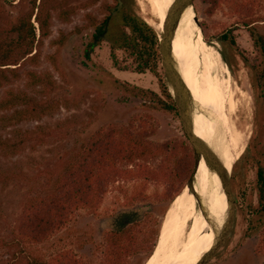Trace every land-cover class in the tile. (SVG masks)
<instances>
[{
    "label": "rangeland",
    "instance_id": "374dc122",
    "mask_svg": "<svg viewBox=\"0 0 264 264\" xmlns=\"http://www.w3.org/2000/svg\"><path fill=\"white\" fill-rule=\"evenodd\" d=\"M80 1L70 0V3ZM103 1L111 2L100 0L88 9L78 10L66 21L54 16L51 34L44 40L39 62L25 66V69L49 70L52 73L57 85L54 94L61 101L59 109L39 120L23 121L16 126L4 127L0 124L1 137L10 136L15 128L31 129L37 125L49 126L54 131V137L36 148H26L14 156H4L0 153L2 171L20 170L25 174V179L0 181V239L3 241H13L14 234H17L18 219L29 199L47 193V172L55 169L60 160L76 153L81 145L98 131H106L111 127L112 137L118 138L121 129L132 124L137 129H155L154 133L148 134L151 141L183 138L179 116L152 109L148 102L134 96L131 90L125 89L116 81L118 79L160 92L158 81L150 72L119 71L112 66L109 43L121 32L118 15L110 21L107 38L94 48L88 59L84 55V45L91 31L69 37L60 50L58 70L46 59L47 54L55 51L52 41L61 32L67 33L75 26L83 24L85 12H91L98 18L104 15L101 11ZM122 1L145 20L153 18L149 0ZM161 2L163 4L165 0ZM241 2L246 5L244 10L237 7ZM207 6L204 0H193V18L197 19L196 24L201 29L205 41L219 52L232 79L240 84L230 116V135L225 136L226 142L222 143L225 147L236 144L241 129H248L249 135L245 152L243 151L242 156L234 162L230 171L234 223L229 235L207 264H264V252L259 249L261 234L257 227L252 229L247 222V204H255L257 201L256 171L258 167L264 169V107L255 99L250 67L243 58H253L257 55L249 30L264 33V0H226L211 14L206 12ZM18 12V5H3V15L6 19L15 20ZM244 19L253 21L250 24L252 26H243ZM155 30L159 33L161 41L163 32ZM224 35L227 38H222ZM230 38L234 39L237 48L229 43ZM167 47L172 49L173 62L175 61L181 73L193 82L197 74L194 71L192 49L172 37L169 38ZM117 54L121 57L122 50H118ZM22 70L19 71L18 77L11 78L0 88V98L9 88L37 96V87L26 86V76ZM160 163V155L118 163L123 173L107 185L94 211L77 210L64 226L52 232L47 239L40 243H29L26 246L24 244V249L46 260H52L61 252H67L81 264H102L103 235L114 227V219L121 218L124 213L133 214V219L150 213L151 221H162L166 202L158 199V195L165 186L162 181L149 176L150 171L158 169ZM193 169L194 165L180 185L179 193L189 189L185 184ZM141 187L144 188L143 194L146 198L129 202L127 197ZM226 211L227 200L221 192L212 217L218 225L222 224ZM253 218V224L256 225L257 218ZM208 234L209 237L202 247L204 252L210 249L215 238L210 225ZM13 251L12 246L0 247V264H10ZM148 258L150 259L151 255ZM148 258L146 259L143 253L131 257L126 264H147Z\"/></svg>",
    "mask_w": 264,
    "mask_h": 264
},
{
    "label": "trees",
    "instance_id": "16d2710c",
    "mask_svg": "<svg viewBox=\"0 0 264 264\" xmlns=\"http://www.w3.org/2000/svg\"><path fill=\"white\" fill-rule=\"evenodd\" d=\"M99 1L81 0L71 4L70 0H0V88L11 78L18 77L21 69L26 76V86L37 87V96L11 88L5 90L0 98L2 126H16L23 121L39 120L59 109L61 101L54 94L57 85L52 73L49 70L25 69V66L39 62L44 40L51 34L54 16L66 21L78 10L88 9ZM204 1L208 5L206 12L211 14L226 0ZM14 2L16 4H13ZM4 4L18 5L19 12L15 20L4 17ZM245 6L243 2L237 5L241 10H244ZM101 11L104 13L101 18L91 12H85L83 24L75 26L67 33L61 32L52 41L55 44L54 53L47 54L46 59L58 70L60 50L69 37L91 31L84 45V55L88 59L94 48L107 38L110 21L118 15L121 32L109 43L112 66L119 71L150 72L156 77L160 92L118 79L116 81L125 89L131 90L134 96L148 102L152 109L178 117L174 99L163 80L158 51L159 33L155 30L157 28L154 29L122 0L103 1ZM242 23L243 26L250 27L253 21L244 19ZM249 34L257 55L253 58H243L250 67L255 99L264 107V33L250 29ZM222 38L227 37L224 35ZM229 43L237 48L234 39L230 38ZM118 50L123 52L121 57L117 54ZM112 130L108 127L106 131H98L82 144L76 153L60 160L55 169L47 172V193L29 199L18 219L17 234H14L13 241L9 243L0 239V247H14L10 264H81L67 252H61L52 260L43 259L26 252L24 244L26 246L29 243L44 241L52 232L64 226L70 216L79 209L94 211L107 185L123 173L117 165L120 162L129 163L137 158H155L160 155L161 163L158 169L150 171L149 176L162 181L165 186L158 195V199L166 202L162 211L164 215L169 203L181 190L180 185L186 175L192 171L195 161L192 146L183 129L182 139L173 137L163 141L148 139V134L154 133L155 129H137L132 124L123 127L118 138L112 137ZM51 137H54V131L49 126L15 128L10 136H0V153L4 156H14L26 148L33 149L46 143ZM21 178L25 179V174L20 170L2 171L0 168V181L8 182ZM143 193L144 188L141 187L127 199L129 202L144 200L146 195ZM256 195V203L247 204V222L250 228H258L261 234L259 249L264 252L262 167H258L256 171ZM151 216L149 213L134 218L122 227L114 226L107 230L103 235L102 264H126L131 257L143 253L147 259L157 245L162 222L151 221ZM253 217L257 218L256 225L253 224Z\"/></svg>",
    "mask_w": 264,
    "mask_h": 264
},
{
    "label": "bare ground",
    "instance_id": "6f19581e",
    "mask_svg": "<svg viewBox=\"0 0 264 264\" xmlns=\"http://www.w3.org/2000/svg\"><path fill=\"white\" fill-rule=\"evenodd\" d=\"M149 1L153 18L146 21L164 33L167 13L174 0H165L164 5L161 0ZM169 37L192 49L197 78L191 82L182 75L195 106V135L214 147L230 172L234 162L243 153L249 136L248 129H241L236 144L225 147L222 143L226 142L225 136L230 135V116L240 84L232 79L219 52L203 38L201 29L193 20L191 8L186 9L176 24L171 26ZM192 191L202 199L205 208L213 217L215 205L222 192L221 181L216 173L208 169L203 159L195 167ZM172 200L163 216L158 242L147 264H195L205 253L202 247L209 237V224L193 194L187 189Z\"/></svg>",
    "mask_w": 264,
    "mask_h": 264
},
{
    "label": "water",
    "instance_id": "95a60500",
    "mask_svg": "<svg viewBox=\"0 0 264 264\" xmlns=\"http://www.w3.org/2000/svg\"><path fill=\"white\" fill-rule=\"evenodd\" d=\"M193 0H174L173 4L169 8L167 13V24L164 33H162V40L158 43V51L160 54V65L163 70V80L170 91L176 107L178 109V116L180 123L185 133L189 144L192 146L194 156V169L189 177L185 186L189 188V191L193 194L198 205L201 207L203 216L206 218L207 223L210 225L214 232V241L195 264H207L217 250L221 247L227 236L229 235L235 218V210L233 206V197L231 195L230 187V172L226 169L225 164L216 153L214 147L206 141L199 139L194 132L193 128V111L194 104L192 101V95L183 79V75L172 59V49H168L167 44L169 41V31L171 26H174L183 12L192 7ZM196 23L197 19L193 18ZM154 28V27H153ZM164 47L166 48L164 50ZM203 159L208 169L216 173L221 181V190L224 193L227 200V211L225 213L223 222L218 225L216 221L210 216L209 212L205 208V204L202 199L194 193L193 190V178L195 167ZM184 186V187H185ZM173 201V200H172Z\"/></svg>",
    "mask_w": 264,
    "mask_h": 264
},
{
    "label": "flooded vegetation",
    "instance_id": "af4514ba",
    "mask_svg": "<svg viewBox=\"0 0 264 264\" xmlns=\"http://www.w3.org/2000/svg\"><path fill=\"white\" fill-rule=\"evenodd\" d=\"M114 226L122 227L126 224H128L131 220H133V214H123L121 218L114 219Z\"/></svg>",
    "mask_w": 264,
    "mask_h": 264
}]
</instances>
